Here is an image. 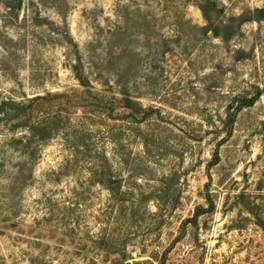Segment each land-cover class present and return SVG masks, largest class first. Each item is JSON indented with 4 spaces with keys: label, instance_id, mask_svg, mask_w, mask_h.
<instances>
[{
    "label": "rangeland",
    "instance_id": "374dc122",
    "mask_svg": "<svg viewBox=\"0 0 264 264\" xmlns=\"http://www.w3.org/2000/svg\"><path fill=\"white\" fill-rule=\"evenodd\" d=\"M49 93L48 139L0 122V264H264V0H0V104Z\"/></svg>",
    "mask_w": 264,
    "mask_h": 264
},
{
    "label": "trees",
    "instance_id": "16d2710c",
    "mask_svg": "<svg viewBox=\"0 0 264 264\" xmlns=\"http://www.w3.org/2000/svg\"><path fill=\"white\" fill-rule=\"evenodd\" d=\"M199 8L201 9L206 20L210 21L209 12L205 8L204 4L200 3ZM81 63V60H79L80 65ZM78 68L79 67H75L74 69L80 84L83 87L91 86V83L84 71ZM53 99H68L71 101L72 96L68 93H49L46 96L36 95L34 97L28 98L26 102H15L13 100L9 102H3L0 104V115L2 114V116H0V122L4 121L6 122L5 124L14 122L12 128H24V133H22L23 135L15 138L14 141L19 145L29 148L32 142H41L48 139L54 131L58 130L60 126L55 120L56 116H53L52 118V113L50 114V112H47L43 107L44 104H41V102L44 103V101H50ZM126 100L130 104L127 105V107L130 106L133 108V101L129 98ZM8 106L12 107L11 111L6 109ZM26 152L28 153L29 151H25V153ZM30 155L31 157L36 156L35 152L30 153ZM110 190H113V188Z\"/></svg>",
    "mask_w": 264,
    "mask_h": 264
}]
</instances>
